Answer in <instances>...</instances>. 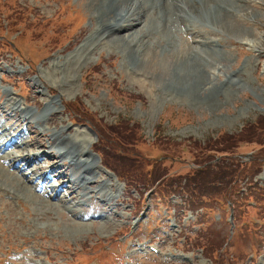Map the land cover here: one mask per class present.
<instances>
[{
    "label": "rangeland",
    "instance_id": "rangeland-1",
    "mask_svg": "<svg viewBox=\"0 0 264 264\" xmlns=\"http://www.w3.org/2000/svg\"><path fill=\"white\" fill-rule=\"evenodd\" d=\"M89 8L88 0H0V121L5 120V125L7 120L10 121L8 125L15 122L17 113L11 104L5 102L8 97H17L20 103L23 102V109L33 110L34 115L28 124L23 121V117L20 118V127L28 129L26 135L23 132L27 149L46 152L37 163H32L31 171L45 163L53 164L54 160L50 158L53 156L51 151L55 150L54 147L50 148L54 140L52 134L64 129L60 136L80 142L81 150H89L96 158L90 176L96 178L97 183L113 182V186L118 187L116 196L121 195L120 201L128 203L114 205L109 202L106 205L101 203L98 196L95 197V192H91V203L85 189L95 185L93 179L90 181L92 184H86L81 193L76 190L77 196L74 195L75 188L63 186L71 180L72 185L77 187L78 182L74 181L71 174L61 178L60 173L53 170H49L51 178H61L57 180L59 183L65 179L61 185L62 199L41 198L33 190V183H27L20 174L26 160L13 163L19 165V170L12 163L0 160V164L5 167L0 165L2 172L11 174L13 180L10 181L22 186L19 192L12 190L18 193L19 199H0V256H6L5 253L9 252V263L4 261V264H13V257L21 255L22 260L15 259V262L28 264L24 259L38 246L35 243H39L42 248L41 251L36 248L38 254H46V250H50L54 251L55 256L56 251L61 252L57 264H133V259L137 264H214L211 260L216 261V264H264V199L252 198L248 206H239L240 211H243L233 216L236 222L233 228L229 220L232 209L224 201L207 202L217 212L213 215L211 211L207 217H203V213L197 221L189 224L181 209L177 212L180 225L171 227L165 222L164 215L161 217L158 212L165 210L153 205L150 198L151 195L156 197L153 191L157 190L159 197L154 199L155 202L163 206L170 203L171 192L176 189L168 182L172 177L175 179L193 173V168L197 166L195 162L209 152L215 159L216 155H224L227 150L231 155H239L248 167L256 156L264 155V131L260 129L262 123L264 127V0L251 1L240 15L244 22L236 18L234 28L237 33L223 31L211 23H206L204 30L200 29L204 43L208 38L221 40L213 44V48L209 46L214 53L219 57L228 56L226 60L232 59L227 67L222 65L223 68L217 69L218 73L211 65H201L203 77L208 76L214 84L213 90L205 93L200 100L182 92L178 85L167 84L166 80L170 79L167 78L168 73H174L177 67L179 74L183 65L173 61L175 66L172 70L165 66L156 72L154 67L150 68L147 64H133L129 56L131 52H127L129 48L125 46L127 42L124 40L111 38L107 42L110 39L92 37L98 20L92 17V9ZM15 15L20 20L30 21L29 26L24 28L26 25L23 22L19 28L14 26ZM198 25L201 26L200 23ZM67 27L70 29L65 35L67 45L52 53H48L45 47L38 49L44 43L48 45L51 38L61 37ZM205 30L218 31L221 35L207 34ZM178 32L175 35L176 48L171 49L175 51L173 55L180 53L176 51L177 48L185 49L186 53L190 51L192 56L198 50L209 52L207 47L190 48L192 42H186V35ZM144 35L142 37L149 41L151 36ZM260 37L263 41L255 50L251 44L258 42ZM62 42L63 38L58 39L55 46H60ZM141 46L137 42L131 43L135 49L143 48ZM206 53H202L206 57L204 62L206 59L211 61V54ZM152 54L149 52L146 57L155 60ZM206 82L211 81L203 83ZM51 89L56 90V95H52ZM46 108H49L47 113ZM36 114L44 115L43 119L37 120ZM18 116H21L20 110ZM86 125L99 133L97 141ZM249 126H254L255 134L260 136L244 134ZM222 133L228 136L244 134L245 138L236 140L235 146L229 145L224 149V144L214 141ZM7 137H11V134ZM96 152L102 156L99 157ZM48 153L50 159L45 158ZM102 160L107 166L114 165L123 183L116 181L113 174L102 165ZM130 165L140 167L141 175L133 170L128 172L132 169ZM81 167L85 169V166ZM124 168L128 171H124ZM166 170L171 179L162 182ZM260 170L262 172L256 174V178L264 183V164ZM151 174L156 175L154 182L152 178L144 177ZM29 177L33 178L29 175L28 180ZM132 179L145 187L142 192L145 201L152 203L151 217L144 216L133 232L125 229L122 222L126 217H133L132 212L136 210L134 201L140 198L138 186H132L129 190L124 186ZM3 185L0 182L4 191ZM95 186L98 188L99 185ZM101 187L99 189L105 192ZM87 203H91L88 207L90 212L97 209L102 212L110 207V212L114 213L119 205V213L109 214L111 223H105L102 219H95L96 222L92 224L77 222L73 213L79 208L87 210V205H83ZM202 208L197 206L195 210ZM232 230L234 233L230 234ZM138 242L146 248L151 242L160 251L139 253L134 245ZM190 242L192 245L188 248ZM107 244L113 255L102 249ZM206 245L213 248V255L202 252L200 247L205 248ZM170 251H188L195 255V259L188 263L187 260L169 255Z\"/></svg>",
    "mask_w": 264,
    "mask_h": 264
},
{
    "label": "bare ground",
    "instance_id": "bare-ground-1",
    "mask_svg": "<svg viewBox=\"0 0 264 264\" xmlns=\"http://www.w3.org/2000/svg\"><path fill=\"white\" fill-rule=\"evenodd\" d=\"M251 1L252 0H88V5L92 9V17H94L96 21L98 20L97 26L93 28L92 37L95 36L100 40L110 39L107 42L111 41V38L124 40L125 42L129 43H126L125 45L129 48L128 51L126 48H124V50L131 52L129 56L132 63L147 64L150 68L154 67L156 72H159V70L165 68V66H168V69L172 70L175 66L173 61L177 62V65H183L180 67L179 74H177V67L174 73H168L167 78L170 79L166 80L167 84L169 86L178 85V88L182 92L187 93L190 97L200 100L205 95V93L213 90L214 84L213 80L209 79L208 76L203 77L202 73L200 72V69L203 67L201 65H204L205 63L206 64L204 67L206 65H211L218 73L219 70L217 69L223 68L221 67L222 65L227 67L226 65H228L229 62H232V59L226 60L228 59V56L219 57L217 53H214L209 47L212 46L213 48V44H217V41L221 40L208 38V40L204 43V36H201L200 29L204 30L203 26L206 23H211L221 27L223 31L237 33V30L234 28V24L236 22L235 20L239 19V22H244L240 15L243 11H245V8L250 5ZM198 23H200L201 26H199ZM182 24L186 25V33L191 35L192 40L196 42L191 43L190 48H197V46L199 48L207 47L209 51L208 53L198 50L192 56L189 50V52L186 53V51H184L185 49L182 50V48H177L176 51H179L180 53L178 55H173L175 51H171V49L176 48L177 43L175 35L177 34L176 32L182 30ZM177 25H179V27ZM147 31L148 34H145ZM205 31L207 34L212 35L219 33L218 31ZM144 34L146 36H151L150 39L148 38L149 41L142 37ZM219 35L221 34L219 33ZM184 40L189 42V39ZM262 41L263 39L260 37L259 41H254L251 46L257 50V48H259L261 45L259 43ZM132 42L140 43L142 45L141 47L143 48H132ZM157 45L158 49L156 48ZM149 52H153L152 57L155 58V60L150 59V56L146 57ZM202 53H206V55L211 54V61L206 59V62H204L206 57L204 56L205 54ZM155 66L157 67L155 68ZM204 81L211 82L203 83ZM7 99L8 101H12L13 110H22L21 113L23 121H27V124L30 123V120L34 116L32 114L33 110H23L21 108V103L17 98L9 97ZM48 110L49 108H46L45 113H47ZM37 117L38 119L42 120L44 115H37ZM8 121L9 120L6 121V125L5 120L0 121V159H3L7 162L11 161V163H17L20 160H26V164L21 167L20 174L26 178L27 183H34L38 180L46 182L47 184L45 186V190L50 194L51 197L54 195L53 193H55L56 197H59L60 199H62L60 197L62 188H59L56 184L50 183L52 173L50 174L49 170L51 172L52 170L57 171L60 173L59 175L61 178L71 174V176L74 178V181H77L78 178L77 182H84V186L86 184L92 183L90 181H92L93 177H91L90 174H92V171L94 170L96 158L89 152V150H81L82 147L80 142L74 140L73 138L60 136L65 131L64 129L56 131L52 134L54 140L50 147L57 149L60 161H56V157L52 156L51 160H54L53 164L49 165L47 170H44L42 166H38L36 170L25 173L24 170L30 168L32 163H37L43 155H46V152H42L40 150L38 151L37 149H35L37 151H29L27 149L28 145H26L27 141L24 140L27 133L24 135L23 129L17 132V134L14 136L11 134L12 126L17 128L20 124V120L14 119L15 122L10 125H7ZM62 130L64 131L61 132ZM9 134H11V137H7ZM2 135H4L3 138H1ZM3 139L9 141H5ZM78 145L80 149L76 148ZM67 158L73 164H83V166L85 165V169L83 172H80L79 176H77L76 170L69 169V167L65 170L63 169L65 166L62 161ZM2 168L5 169L4 166H2ZM2 170L3 169H0V182L4 184L3 186L8 187H4V191H6L5 194H11L13 196L16 195L17 197L15 198L19 199V195H17L18 193L16 194L15 192H19V188H22V186L20 183L15 184L16 182H11L10 180L12 179V175L2 172ZM40 170L42 171L40 172ZM29 175L34 177H29L28 180ZM63 186L75 188L74 193L77 190V187L72 185L71 180L67 181V183H65ZM101 189L104 190L103 187H101ZM12 190L15 192H12ZM74 193H71V195ZM45 199L49 200L46 197ZM74 215H77V211H75ZM82 215L83 213L80 214V216ZM81 220H83V218H81Z\"/></svg>",
    "mask_w": 264,
    "mask_h": 264
},
{
    "label": "trees",
    "instance_id": "trees-1",
    "mask_svg": "<svg viewBox=\"0 0 264 264\" xmlns=\"http://www.w3.org/2000/svg\"><path fill=\"white\" fill-rule=\"evenodd\" d=\"M21 22L25 24L27 21L19 20L18 24ZM260 129L264 131L263 123L260 125ZM244 134H252V137L260 136L255 134L254 126H249L248 131ZM244 134L228 136L226 133H223L216 141L224 144L222 146L226 149L229 145L235 146L236 140L241 138L244 139ZM263 158L264 155L256 156L252 165L248 167L238 157H235V161L228 160V157L226 159L220 158L217 163L213 164L210 162L212 158L205 156L201 162H198L201 167L193 168V173L187 175L185 182L182 178H179L178 180L172 179L171 184L177 183L179 186H182L188 193L186 199L192 203L195 202V198L200 202H206L205 198L207 201L226 200V202L230 201L233 203V208L236 210L239 206H248L247 204L252 198L255 200L264 199V185L254 182L253 180V173H256L259 170V167H261L262 162L264 161ZM112 167L114 168V165H112ZM131 168L132 169L129 171L127 168H124V171L130 172L133 170L135 173L141 175L139 170L140 167L131 166ZM165 174H168V170L165 171ZM144 177L154 179L156 175L151 174ZM170 178L171 177L167 175V179ZM133 180L134 179H132L131 182ZM183 182L184 184H182ZM144 183L146 182L144 181ZM244 185L246 186L248 193L242 191ZM240 210L241 209L238 208L234 213H241L243 211ZM207 250L211 251L213 248L207 247Z\"/></svg>",
    "mask_w": 264,
    "mask_h": 264
}]
</instances>
